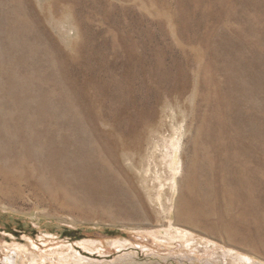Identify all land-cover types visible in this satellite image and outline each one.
Listing matches in <instances>:
<instances>
[{"label": "rangeland", "instance_id": "374dc122", "mask_svg": "<svg viewBox=\"0 0 264 264\" xmlns=\"http://www.w3.org/2000/svg\"><path fill=\"white\" fill-rule=\"evenodd\" d=\"M0 264H264V0H0Z\"/></svg>", "mask_w": 264, "mask_h": 264}, {"label": "trees", "instance_id": "16d2710c", "mask_svg": "<svg viewBox=\"0 0 264 264\" xmlns=\"http://www.w3.org/2000/svg\"><path fill=\"white\" fill-rule=\"evenodd\" d=\"M74 230H69L67 233L70 235H72V232H73Z\"/></svg>", "mask_w": 264, "mask_h": 264}]
</instances>
